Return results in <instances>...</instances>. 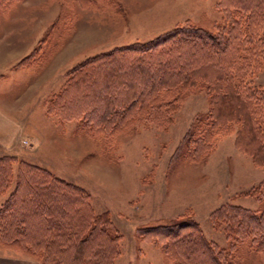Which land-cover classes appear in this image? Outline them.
I'll use <instances>...</instances> for the list:
<instances>
[{
	"label": "rangeland",
	"instance_id": "obj_1",
	"mask_svg": "<svg viewBox=\"0 0 264 264\" xmlns=\"http://www.w3.org/2000/svg\"><path fill=\"white\" fill-rule=\"evenodd\" d=\"M218 1L24 0L10 9L0 5V60L19 48L20 60L31 56L22 66L19 60L0 70L1 89L17 104L18 91L39 82L17 119L22 142L17 138L15 153L4 155L1 149L0 157L16 156L85 189L94 213L108 215L112 223L114 264H176L173 249L166 250V243L155 237L180 226L187 227L186 234L192 231L188 225L198 226L224 263L264 264V253L250 237L237 241L215 218L229 205L264 213V169L238 148L235 133L218 135L207 122L210 100L202 87L184 93L165 123L158 124L157 116L153 122L136 119L118 133L51 111L50 102L64 94L66 75L82 61L153 41L177 27L214 30L223 19ZM250 82L264 87V70ZM68 97L64 112L82 109L72 105V94ZM133 115L139 114L128 116ZM208 133L213 137L208 148L193 155L194 142L208 140ZM0 253L30 258L1 246Z\"/></svg>",
	"mask_w": 264,
	"mask_h": 264
},
{
	"label": "trees",
	"instance_id": "obj_2",
	"mask_svg": "<svg viewBox=\"0 0 264 264\" xmlns=\"http://www.w3.org/2000/svg\"><path fill=\"white\" fill-rule=\"evenodd\" d=\"M22 1L0 0V5L10 9ZM217 7L223 19L214 30L177 27L153 41L82 61L66 75L64 94L50 102L51 111L118 133L136 119L153 122L157 116L158 124L165 123L184 93L200 86L210 100L207 122L218 135L235 133L238 148L264 169V87L250 82L264 70V0H219ZM68 94L72 105L82 108L76 113L63 111ZM132 111L139 115L128 116ZM207 137L194 142L193 155L208 148L213 137ZM261 186L264 192V182ZM0 200L4 249L40 264H114L112 223L108 215L94 213L85 189L10 155L0 157ZM215 218L230 237H250L264 253V213L229 205ZM190 228L186 234L185 226L172 228L155 238L173 249L176 264H228L197 225Z\"/></svg>",
	"mask_w": 264,
	"mask_h": 264
},
{
	"label": "crops",
	"instance_id": "obj_3",
	"mask_svg": "<svg viewBox=\"0 0 264 264\" xmlns=\"http://www.w3.org/2000/svg\"><path fill=\"white\" fill-rule=\"evenodd\" d=\"M14 50V48H10ZM14 51H9L4 53L5 56L2 60H0V70L6 68H12L22 57V49H18L17 53H13ZM38 82V81H37ZM33 81L32 83H26L24 85L25 89H20L18 91L19 100L14 103V99H8L7 93L8 91L5 88L1 89L0 84V150L5 149L4 155L6 154H14L16 149V139L21 140L20 134V123L17 121L20 118L21 112L23 109L28 106L29 101L31 100L30 93L32 89L39 84ZM30 86L29 88H27ZM28 93V94H27ZM11 100V101H10ZM24 103V105H23ZM18 105V107L16 106ZM23 140V139H22ZM21 140V142H22ZM1 152V151H0ZM2 155V156H4ZM0 264H40L38 261L32 258H22L16 257L12 255H6L0 253Z\"/></svg>",
	"mask_w": 264,
	"mask_h": 264
}]
</instances>
